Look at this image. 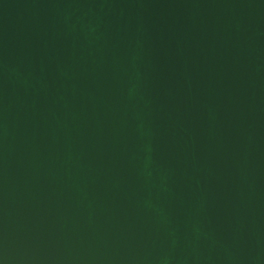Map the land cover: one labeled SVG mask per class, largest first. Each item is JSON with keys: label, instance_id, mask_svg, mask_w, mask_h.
Returning <instances> with one entry per match:
<instances>
[{"label": "water", "instance_id": "1", "mask_svg": "<svg viewBox=\"0 0 264 264\" xmlns=\"http://www.w3.org/2000/svg\"><path fill=\"white\" fill-rule=\"evenodd\" d=\"M0 264H264V0H0Z\"/></svg>", "mask_w": 264, "mask_h": 264}]
</instances>
